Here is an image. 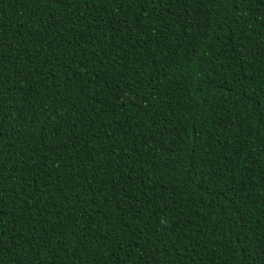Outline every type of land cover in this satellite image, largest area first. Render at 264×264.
I'll use <instances>...</instances> for the list:
<instances>
[{
	"label": "trees",
	"instance_id": "obj_1",
	"mask_svg": "<svg viewBox=\"0 0 264 264\" xmlns=\"http://www.w3.org/2000/svg\"><path fill=\"white\" fill-rule=\"evenodd\" d=\"M0 264H264V0H0Z\"/></svg>",
	"mask_w": 264,
	"mask_h": 264
}]
</instances>
